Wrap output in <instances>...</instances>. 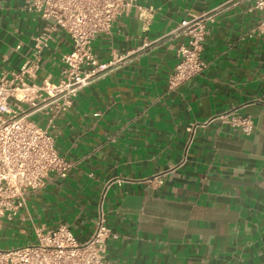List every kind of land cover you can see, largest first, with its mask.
<instances>
[{
	"label": "crops",
	"instance_id": "0c3cea01",
	"mask_svg": "<svg viewBox=\"0 0 264 264\" xmlns=\"http://www.w3.org/2000/svg\"><path fill=\"white\" fill-rule=\"evenodd\" d=\"M28 2L0 0V73L11 79L31 61L29 82H57L72 42L58 30L37 55L46 21ZM216 8L202 43L206 68L170 88L177 49L188 40L173 30ZM260 19L252 0H136L93 41L99 63L125 58L56 120L66 176L31 193L13 219L3 217L0 249L35 242L37 229L60 224L85 241L102 212L112 232L108 264H264ZM230 111L253 119L251 134L221 121ZM34 120L45 122L41 114Z\"/></svg>",
	"mask_w": 264,
	"mask_h": 264
},
{
	"label": "built area",
	"instance_id": "2783aa9c",
	"mask_svg": "<svg viewBox=\"0 0 264 264\" xmlns=\"http://www.w3.org/2000/svg\"><path fill=\"white\" fill-rule=\"evenodd\" d=\"M252 1L253 8L260 12V26L264 27V0ZM135 5L136 0H29L28 10L46 21L35 37L36 54L58 30L68 34L72 50L62 56L63 75L57 82L47 78L41 83L29 82L37 67L31 61H26L11 79L0 73V219H13L26 207L31 193L66 176L70 164L56 147V120L70 109L81 89L125 58L99 63L93 41L99 33L110 32L113 23ZM218 12L220 8L190 16L173 30L186 34L188 40L177 49L179 61L169 76L170 88L179 87L206 68L201 59L202 43L207 23ZM37 114L43 115L45 122L35 121ZM220 119L243 135L254 129L253 119L236 111L221 114ZM35 234V242L0 249V264H108L106 243L112 232L102 212L85 241H79L66 224L37 229Z\"/></svg>",
	"mask_w": 264,
	"mask_h": 264
},
{
	"label": "rangeland",
	"instance_id": "374dc122",
	"mask_svg": "<svg viewBox=\"0 0 264 264\" xmlns=\"http://www.w3.org/2000/svg\"><path fill=\"white\" fill-rule=\"evenodd\" d=\"M2 220H3V218L0 219V222H2ZM19 247H21V246H19ZM15 248H16V247H15Z\"/></svg>",
	"mask_w": 264,
	"mask_h": 264
}]
</instances>
